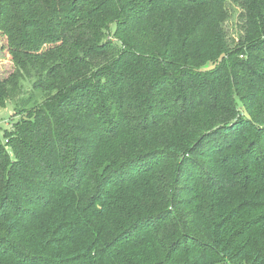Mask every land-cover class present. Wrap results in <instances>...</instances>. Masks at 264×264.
I'll return each instance as SVG.
<instances>
[{"label":"trees","instance_id":"trees-1","mask_svg":"<svg viewBox=\"0 0 264 264\" xmlns=\"http://www.w3.org/2000/svg\"><path fill=\"white\" fill-rule=\"evenodd\" d=\"M1 38L0 107L43 103L0 134V264H264V0H0Z\"/></svg>","mask_w":264,"mask_h":264},{"label":"rangeland","instance_id":"rangeland-1","mask_svg":"<svg viewBox=\"0 0 264 264\" xmlns=\"http://www.w3.org/2000/svg\"><path fill=\"white\" fill-rule=\"evenodd\" d=\"M238 15V14H237ZM237 15L228 23L227 29L229 35L233 38L237 36V24L239 23V19ZM15 70L14 64L11 61V57L8 54L6 48V40L4 38L0 39V74L4 76H8L13 73ZM26 89H30L29 85H25ZM43 103L42 93H37L36 101L28 108V111L25 113H19L17 110V104L8 102L6 106L0 107V134L3 133L4 129L11 130L13 128V123L19 121L23 117L27 116V114H31L33 110L39 108Z\"/></svg>","mask_w":264,"mask_h":264}]
</instances>
